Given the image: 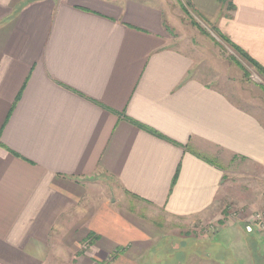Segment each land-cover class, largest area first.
<instances>
[{"label":"crops","instance_id":"1","mask_svg":"<svg viewBox=\"0 0 264 264\" xmlns=\"http://www.w3.org/2000/svg\"><path fill=\"white\" fill-rule=\"evenodd\" d=\"M187 2L264 66V0ZM168 30L147 0H0V264L152 248L156 211L215 220L228 170L264 169L260 109L200 78Z\"/></svg>","mask_w":264,"mask_h":264},{"label":"rangeland","instance_id":"2","mask_svg":"<svg viewBox=\"0 0 264 264\" xmlns=\"http://www.w3.org/2000/svg\"><path fill=\"white\" fill-rule=\"evenodd\" d=\"M147 1L163 8L171 43L194 57L195 71L200 78L228 93L237 103L251 110L260 109L264 117V75L220 36L214 22L196 14L187 0ZM235 163L227 167H235ZM239 166L227 172L233 179L232 194L226 205L218 204L223 210L217 219L182 224L174 219L158 220L160 212L156 211L153 220L159 229L152 248H115L113 254L101 262L93 259L97 258L93 248L82 246L74 248L73 261L58 259L50 264H79L81 255L87 256L86 262L95 261L90 264H264V248L260 246L258 232L253 234L249 226L253 223L255 230L262 226L254 215L260 214L262 218L264 214V169L249 168L250 173H246L248 170L243 167L247 165ZM249 177H252L250 181ZM96 189L100 198L105 196L122 206L129 204L115 183L103 180L96 183ZM130 203L132 208L137 205L134 201ZM259 231L262 236L264 230ZM230 235H238V239ZM248 238H251V248L242 245ZM237 241L239 244L233 245ZM242 252L244 257L240 256ZM116 253L119 256L112 261L111 256L115 259Z\"/></svg>","mask_w":264,"mask_h":264},{"label":"trees","instance_id":"3","mask_svg":"<svg viewBox=\"0 0 264 264\" xmlns=\"http://www.w3.org/2000/svg\"><path fill=\"white\" fill-rule=\"evenodd\" d=\"M216 28V31H218V28ZM220 31V30H219ZM221 32V31H220ZM220 36L227 41L231 46L243 57V59L247 60L252 66H254L259 73L264 75V66L260 64L257 60L252 58L245 50L234 44L226 35H224L222 32L219 33Z\"/></svg>","mask_w":264,"mask_h":264},{"label":"built area","instance_id":"4","mask_svg":"<svg viewBox=\"0 0 264 264\" xmlns=\"http://www.w3.org/2000/svg\"><path fill=\"white\" fill-rule=\"evenodd\" d=\"M254 216H257V219H259L257 222L262 225V226H260L261 228L259 227V229L260 230H264V214H263L262 218H261L260 214H257V215H254ZM251 225H253V223ZM251 225H249L250 228H253ZM259 229L257 228V230H259Z\"/></svg>","mask_w":264,"mask_h":264},{"label":"flooded vegetation","instance_id":"5","mask_svg":"<svg viewBox=\"0 0 264 264\" xmlns=\"http://www.w3.org/2000/svg\"><path fill=\"white\" fill-rule=\"evenodd\" d=\"M253 230V228H250V231H252Z\"/></svg>","mask_w":264,"mask_h":264}]
</instances>
